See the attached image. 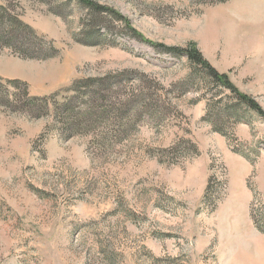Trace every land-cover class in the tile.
<instances>
[{"label":"rangeland","instance_id":"1","mask_svg":"<svg viewBox=\"0 0 264 264\" xmlns=\"http://www.w3.org/2000/svg\"><path fill=\"white\" fill-rule=\"evenodd\" d=\"M91 1L0 0V264H264V0Z\"/></svg>","mask_w":264,"mask_h":264},{"label":"trees","instance_id":"2","mask_svg":"<svg viewBox=\"0 0 264 264\" xmlns=\"http://www.w3.org/2000/svg\"><path fill=\"white\" fill-rule=\"evenodd\" d=\"M77 1L82 2L83 4L89 6L91 9L95 10L96 12L107 11V10H105L106 8L95 4L91 0H77ZM108 12L109 11H107V13ZM111 14L116 15L119 19L123 20V22H125L126 25H128V26L130 25L129 22L126 19H124L117 12L116 13L115 12H113V13L111 12ZM2 17H5V16H2ZM137 36L140 37L141 39H143L140 35H137ZM144 41H146V40H144ZM168 51L172 52L174 55L186 56L191 63H194L196 66H200L202 68H205L208 71L209 75L212 77L213 82H215L217 84H220L223 87H225L226 89H228V90L232 91L233 93H235L240 98V100L245 102L246 105L249 108H251V110H253L255 113H258V114H262L263 113L261 108L257 104V102H255L254 100L249 98L247 95L240 94L238 92V90L230 82V80H229L227 75L219 74L216 70H213L211 68V66L203 59L202 55L199 53V51L196 49V47H194V45L189 46L188 48L183 49V50L172 49V50H168Z\"/></svg>","mask_w":264,"mask_h":264}]
</instances>
